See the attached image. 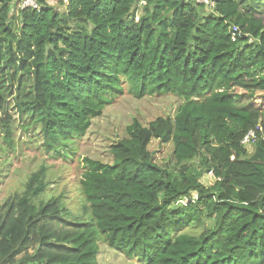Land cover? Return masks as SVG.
Segmentation results:
<instances>
[{"label":"trees","instance_id":"1","mask_svg":"<svg viewBox=\"0 0 264 264\" xmlns=\"http://www.w3.org/2000/svg\"><path fill=\"white\" fill-rule=\"evenodd\" d=\"M20 1L0 0V109L13 96L46 151L68 159L125 92L182 103L127 125L111 163L83 159L79 215L32 174L0 208V264H98L99 241L138 264H264V140L241 144L264 134V0Z\"/></svg>","mask_w":264,"mask_h":264},{"label":"rangeland","instance_id":"2","mask_svg":"<svg viewBox=\"0 0 264 264\" xmlns=\"http://www.w3.org/2000/svg\"><path fill=\"white\" fill-rule=\"evenodd\" d=\"M247 3L253 4L252 0ZM53 6L58 11L62 10L60 5ZM181 103L180 98L171 94L137 99L125 92L108 105L101 116L91 121L89 129L80 140L75 141L71 147L62 148L68 157L64 159L45 150L38 130L27 124L25 116L18 114L13 96H8L6 110L0 109V208L7 200L20 195L29 177L43 167L48 186L39 199L45 200L61 193L72 215H79L83 203L79 184L84 172L83 159L111 163L113 156L109 147L125 134L127 125L134 120L146 125L156 117L173 116ZM6 125L10 126L9 136L5 134ZM171 149L170 145H160L157 141L150 146V151L155 153L159 163L169 165V169H177L170 160ZM193 163L198 165L199 159L196 158ZM212 180L210 172L203 174L201 178L204 185L210 184ZM38 202L36 200V204ZM206 227L208 223L204 222L185 232L198 237ZM98 246V264H138L107 247L103 241H99Z\"/></svg>","mask_w":264,"mask_h":264},{"label":"built area","instance_id":"3","mask_svg":"<svg viewBox=\"0 0 264 264\" xmlns=\"http://www.w3.org/2000/svg\"><path fill=\"white\" fill-rule=\"evenodd\" d=\"M61 1L66 5L69 0H61ZM193 1H195L196 3H202V4L207 3L211 8L213 6V3L208 0H193ZM18 6L20 9H24V8L33 9V10L39 9V5L37 4L36 0H21ZM233 32L238 33L237 28H233ZM258 134H261L260 137L262 140H264V134H263V130L261 126H257L255 130L250 131L243 138V140L241 141V144L244 146L254 144L259 139ZM210 175L213 176L212 173H210Z\"/></svg>","mask_w":264,"mask_h":264}]
</instances>
